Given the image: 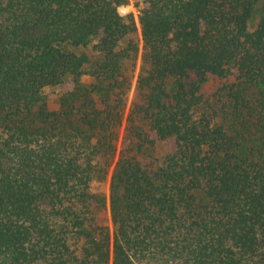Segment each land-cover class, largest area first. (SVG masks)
<instances>
[{"label":"trees","instance_id":"trees-1","mask_svg":"<svg viewBox=\"0 0 264 264\" xmlns=\"http://www.w3.org/2000/svg\"><path fill=\"white\" fill-rule=\"evenodd\" d=\"M128 3L0 0V264H264V0Z\"/></svg>","mask_w":264,"mask_h":264},{"label":"rangeland","instance_id":"rangeland-1","mask_svg":"<svg viewBox=\"0 0 264 264\" xmlns=\"http://www.w3.org/2000/svg\"><path fill=\"white\" fill-rule=\"evenodd\" d=\"M118 10H119L121 15L133 13L136 21L138 22V17H137L138 16V9L134 6L133 0H130V3H128V4H123V5L119 6ZM260 15H261V5H258L256 7L255 12L253 14V17L251 19V26L255 27V25L257 24V22L260 18ZM140 66H141V55L139 56V59H138L137 65H136L133 87H132V91L130 94L131 99H132L133 94H134V89H135V85H136L137 76L139 74ZM215 86H216V82L212 81V80L210 82H208L207 84H205L204 85L205 93L212 92ZM57 93H58V90L51 89V88L46 89V94L50 100V104L52 105V107H56ZM94 188L96 190L99 189L101 191H104L105 193H108V183L104 184V183L96 182L94 184Z\"/></svg>","mask_w":264,"mask_h":264}]
</instances>
